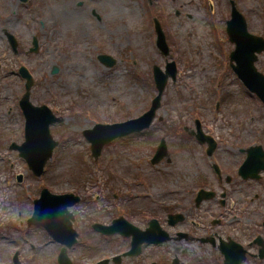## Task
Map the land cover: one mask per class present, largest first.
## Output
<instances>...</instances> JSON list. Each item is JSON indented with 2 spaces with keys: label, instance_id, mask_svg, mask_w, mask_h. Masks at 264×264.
Returning a JSON list of instances; mask_svg holds the SVG:
<instances>
[{
  "label": "rangeland",
  "instance_id": "rangeland-1",
  "mask_svg": "<svg viewBox=\"0 0 264 264\" xmlns=\"http://www.w3.org/2000/svg\"><path fill=\"white\" fill-rule=\"evenodd\" d=\"M235 1L250 30L264 36V0ZM209 2L213 4V13ZM144 3L141 0H27L26 3L0 0V36L8 30L2 24L15 16L21 49L16 56L0 39L3 106L0 233L13 236L0 235V264H11L15 251H19L22 264L48 263L47 254L52 245L45 244L47 237L37 229L23 236L16 214L17 209L29 210L40 185L54 194L74 192L83 196L81 203L70 211L75 215L74 228L86 235L90 234L88 224L92 219L110 211L109 203L136 202L141 195L150 200L162 199L164 203L175 200L182 203L195 197V191L201 187H216L220 181L211 171V162L217 163L225 173L224 170L235 168L240 154L241 160L245 158L241 150L251 148V140H263L264 107L253 105V97L241 92L237 81L224 68L222 54H227V45L222 40L224 19L229 14L228 0H162L152 2L151 8L147 3L148 10ZM149 9L162 12L159 18L170 52L167 58L155 47L153 18L157 14ZM48 19L50 28L46 23L41 31L42 21ZM29 30L37 35L39 53H26L31 45ZM101 52L115 59L113 67L106 68L97 60ZM172 60L176 64V80L168 81L151 128L113 141L93 160L81 131L91 128L94 122H120L145 113L156 95L152 66L164 69L165 62ZM261 60L264 65V54ZM20 62L35 81L29 91L30 101L48 106L63 119L60 126L51 129L59 146L39 177L33 176L25 161L8 149L23 134L16 99L23 93L22 82L15 73ZM54 69H57L55 73ZM9 108L13 113L8 116ZM158 117L162 118L161 124L157 123ZM194 120H199L203 132L217 140L211 159L195 139L187 136L189 130H195ZM241 121L243 129L239 127ZM161 137L167 142L171 161L151 167L149 158ZM18 175L22 176L20 183L16 180ZM201 180L205 181L204 185L200 184ZM176 187L184 190L177 192L173 190ZM234 187L240 190V201L248 203L247 207L255 194L260 196L256 202H264V178L251 182L238 179ZM210 202L212 205L201 201L200 210L194 209L190 216L204 217L209 225L211 218L219 213L214 201ZM247 207L245 212H250ZM260 207L264 208V204ZM116 211L119 213V209ZM213 230L217 228L212 226L210 232ZM79 240L70 251L76 259L74 264L95 259L97 255L86 248L91 239ZM193 253L199 254L198 249ZM207 258L210 259L208 254Z\"/></svg>",
  "mask_w": 264,
  "mask_h": 264
},
{
  "label": "flooded vegetation",
  "instance_id": "flooded-vegetation-1",
  "mask_svg": "<svg viewBox=\"0 0 264 264\" xmlns=\"http://www.w3.org/2000/svg\"><path fill=\"white\" fill-rule=\"evenodd\" d=\"M149 1L162 2V0ZM30 44L26 53H30L33 39ZM231 46L233 47V45ZM20 52L21 49L18 47V55ZM263 54L264 51L257 55L255 66L258 71L264 74V65L261 60ZM243 59L241 56L240 60ZM228 65L230 67V57ZM229 72L234 76L231 68H229ZM234 77L236 78V76ZM2 107L0 101V117L2 116ZM239 125L243 129L244 124L240 122ZM252 144L260 145L264 149V139L262 143L255 141ZM241 153L244 156L245 149L241 150ZM240 156L242 155L240 154ZM237 170L224 171L222 180L221 176L219 177L221 182L217 187L215 189L210 187L215 194L210 200L204 202L212 205L210 201H214L213 205L219 209V213L210 221L209 225L206 224L204 217L196 219L190 216L194 209L200 210L202 204L195 205V197L186 198L184 204H180L179 207L183 208L181 212L185 218L175 225H170L167 219L168 214L174 213V211L165 209L162 201L151 202L145 198L140 202H127L125 218L128 222L145 230L150 221L155 219L161 227L170 232V238L167 241L157 244L142 243L137 251L131 249L133 238L131 234L128 236L108 235L93 229V223L111 224L116 216L112 210L103 213L102 217H94L88 224L90 234H79L82 239L83 237L91 239L90 244L86 243V248H90L91 253L97 255L95 259L93 258L91 262L85 264H172L174 260H177L176 264H264V208L260 207L264 202H256L260 198L259 194H255V199L252 198L249 207H247L248 203L246 205L245 202L240 201L242 197L238 195L240 190L234 187L235 181L239 179V181L251 182L253 180L241 179ZM246 207L251 211L245 212ZM164 214H166L165 218ZM212 226L217 230L210 232ZM194 249H198L199 254L194 255ZM129 251L130 254L127 253ZM17 253L19 256V252ZM207 254L209 260L206 259ZM116 255L120 258L115 260ZM16 264H22V261L18 258Z\"/></svg>",
  "mask_w": 264,
  "mask_h": 264
},
{
  "label": "water",
  "instance_id": "water-1",
  "mask_svg": "<svg viewBox=\"0 0 264 264\" xmlns=\"http://www.w3.org/2000/svg\"><path fill=\"white\" fill-rule=\"evenodd\" d=\"M227 33L231 42L235 43V50L232 53V57H235L237 54L240 55L250 52L253 54L254 51L261 52L264 50V40L260 37H256L247 32V26L245 19L243 16L236 10L233 6L231 11V19L227 21ZM156 31L158 33V43L162 50L166 53V47L164 46V38L161 34L160 27L156 25ZM254 57V56H253ZM105 58V57H104ZM106 59L107 66L112 65V61ZM243 70L245 71L246 65L243 64ZM253 71V70H252ZM155 78L157 88L159 90V95L153 102V105L150 111L141 117L138 120H133L126 122L124 124H115L112 126H106L104 134L101 136L99 140L91 137L92 143V151L95 154H99L102 146L109 142L111 139L126 135L134 130H140L141 128L148 126L151 122L155 109L159 106V99L166 83L167 75L162 74L157 68H155ZM174 77V72L171 75ZM245 84L248 86L250 90L257 92L260 98L264 101V77L258 75L254 71L245 76L244 79ZM31 82L29 81L28 89L30 87ZM22 110L24 112L26 118V129H25V142L20 148L22 152V156L26 159L29 166L34 169L36 174H40L42 172L43 165L46 160L51 156L52 149L55 146V142L52 140V137L49 132V125L52 124L55 119L51 115L49 116L47 110L43 107L42 109L36 108L28 100V94L22 100ZM199 136L198 138L203 142L206 138L200 135V129L198 128ZM166 151L163 146L162 154L157 152L152 162L156 163L159 159L165 156ZM256 159L253 157V154L249 153L248 158L244 162L243 166L240 168V174L246 177H256L257 172L259 171L258 165L255 163ZM262 166H264V159L261 162ZM33 165V167H32ZM47 194V193H46ZM77 201V198L72 196H53L47 194L46 197L42 195L41 199L35 202V213L33 216V220L36 221V224L44 225L48 232L61 243L66 244L67 246H71L75 242L74 232L70 230V222L68 221L70 215L62 216L64 224L55 214V210H57L60 206L70 205L73 202ZM120 230V229H118ZM163 234H166L163 232ZM142 240L146 241H157L158 239L157 233L153 228L144 233V236H141ZM264 252V249H263ZM231 260L232 257L230 256Z\"/></svg>",
  "mask_w": 264,
  "mask_h": 264
},
{
  "label": "bare ground",
  "instance_id": "bare-ground-1",
  "mask_svg": "<svg viewBox=\"0 0 264 264\" xmlns=\"http://www.w3.org/2000/svg\"><path fill=\"white\" fill-rule=\"evenodd\" d=\"M73 16V15H72ZM13 26H14V24H13Z\"/></svg>",
  "mask_w": 264,
  "mask_h": 264
}]
</instances>
